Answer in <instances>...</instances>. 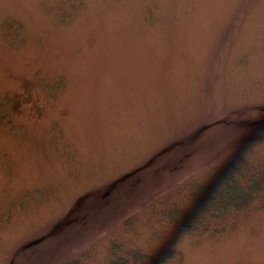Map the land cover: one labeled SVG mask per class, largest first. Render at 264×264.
<instances>
[{"label": "rangeland", "instance_id": "obj_1", "mask_svg": "<svg viewBox=\"0 0 264 264\" xmlns=\"http://www.w3.org/2000/svg\"><path fill=\"white\" fill-rule=\"evenodd\" d=\"M7 96L0 264H108L116 244L264 264L256 205L217 238L162 215L214 165L264 162V0H0Z\"/></svg>", "mask_w": 264, "mask_h": 264}, {"label": "trees", "instance_id": "obj_2", "mask_svg": "<svg viewBox=\"0 0 264 264\" xmlns=\"http://www.w3.org/2000/svg\"><path fill=\"white\" fill-rule=\"evenodd\" d=\"M178 36L182 38V34ZM3 109L7 110L4 112ZM15 109L12 97L7 96L0 100V127L5 122H10ZM227 118L220 119L219 124L228 123ZM215 124L218 123L205 125L199 132L206 131ZM186 139H190V136ZM164 152L166 150L159 155ZM159 155H155L144 166L127 173L120 180L124 181L142 168L152 165ZM209 170L210 172L202 181L195 180L186 185L185 196L188 203L170 202L169 199L162 215L175 228L184 229L191 234H205L217 238L230 226L228 225L230 218L236 217L255 205L264 210V162L255 163L246 157H238L220 162ZM112 185L114 186V183ZM61 225L63 226L64 223L56 224L49 233L29 245L34 246L43 241L46 236L57 232V227L60 228ZM116 245V248H110L108 264H166L175 260L182 261L183 258V254L173 248L148 253L141 249L127 250L122 244ZM88 256L89 254L84 252L63 264H89Z\"/></svg>", "mask_w": 264, "mask_h": 264}]
</instances>
